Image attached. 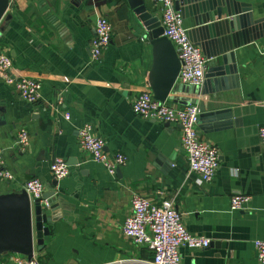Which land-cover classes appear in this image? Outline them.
I'll list each match as a JSON object with an SVG mask.
<instances>
[{
	"label": "crops",
	"instance_id": "obj_1",
	"mask_svg": "<svg viewBox=\"0 0 264 264\" xmlns=\"http://www.w3.org/2000/svg\"><path fill=\"white\" fill-rule=\"evenodd\" d=\"M145 1L161 21L159 4ZM235 1L264 20V0ZM10 13L0 27V53L12 60L15 75L40 83L41 97L30 104L0 80V153L14 177L0 179V195L21 191L32 178L41 181L44 194L54 193L59 216L48 227L49 241L35 252L40 263L150 261L148 248L122 234L131 199L140 195L155 205L172 201L188 233L210 241L201 250L180 248V264H258L254 241L264 240V146L257 135L264 123V37L235 51L237 88L213 97L189 86L175 95L178 102L204 105L206 112L229 111L223 121L198 124L200 138L220 158L213 180L204 184L188 174L180 128L132 111L143 91L152 93V48L127 0H16ZM100 17L112 35L99 61L92 62L90 41ZM183 23L194 27L193 18ZM85 124L104 141L107 154L127 157L114 176L80 149L78 132ZM21 129L29 136L24 151L17 146ZM54 159L69 168L59 181L50 173ZM238 192L251 199L237 212L230 209V197ZM17 258L4 254L0 264Z\"/></svg>",
	"mask_w": 264,
	"mask_h": 264
},
{
	"label": "built area",
	"instance_id": "obj_2",
	"mask_svg": "<svg viewBox=\"0 0 264 264\" xmlns=\"http://www.w3.org/2000/svg\"><path fill=\"white\" fill-rule=\"evenodd\" d=\"M151 1L160 6L162 36L172 43L180 62L176 83L200 88L205 80L207 60L201 48L189 39L184 19L175 9L177 0ZM15 3L16 0H9L6 14H11ZM111 35L112 27L107 19L98 18L95 23V36L90 41L92 62L99 61L111 40ZM0 80L13 86L22 100L30 104L40 101V83L31 78L15 75L12 60L1 53ZM132 111L144 119L178 126L181 130V148L185 155L188 174L196 175L204 184H209L213 180L219 167V152L214 145L199 136L200 111L197 104L189 103L183 107H176L168 101L160 103L154 100L149 90H146L132 102ZM257 135L259 143L264 146V123L258 127ZM78 144L91 162L103 166L111 176L115 175L118 168L128 163L127 157L123 154H107L104 151V141L93 134L89 124H85L79 130ZM17 146L23 151L29 147V136L24 129L18 132ZM50 173L54 180L59 181L69 175V168L63 160L54 159L50 165ZM0 179L8 182L14 179L1 153ZM22 190L31 200L40 199L44 195L43 184L35 178L25 181ZM250 199L247 195L234 193L230 197V209L243 211ZM122 234L128 241L136 246L146 247L152 253L150 261H139L136 264H180V248L201 250L210 245L208 239L188 233L172 201L163 200L159 205H155L149 198L140 195H134L131 199V211L123 224ZM254 248L258 264H264V240L254 241ZM14 264L41 263L35 256L30 261L20 256Z\"/></svg>",
	"mask_w": 264,
	"mask_h": 264
},
{
	"label": "water",
	"instance_id": "obj_3",
	"mask_svg": "<svg viewBox=\"0 0 264 264\" xmlns=\"http://www.w3.org/2000/svg\"><path fill=\"white\" fill-rule=\"evenodd\" d=\"M127 1L152 48L148 85L154 100L188 105L189 101L178 102L175 98L177 93L189 86L176 83L180 62L172 43L162 36L159 18L148 9L145 0ZM8 2L0 0V27L12 17L6 14ZM175 9L184 20L193 18L194 27L187 33L207 60L203 85L191 88L213 97L237 88L235 51L264 37V20H255L251 6L235 0H177ZM199 111V122L223 121L224 114H229L225 110L206 112L202 104H199ZM56 201L54 193L44 194L37 200H31L24 190L0 195V257L12 254L30 261L35 252L41 251L49 241L48 227L53 226L59 216L56 214L59 208Z\"/></svg>",
	"mask_w": 264,
	"mask_h": 264
}]
</instances>
